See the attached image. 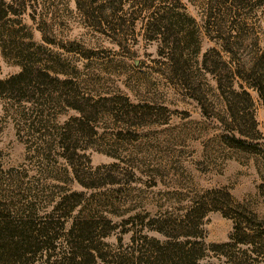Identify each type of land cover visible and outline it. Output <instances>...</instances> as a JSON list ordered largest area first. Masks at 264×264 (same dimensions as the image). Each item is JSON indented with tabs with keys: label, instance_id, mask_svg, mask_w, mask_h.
<instances>
[{
	"label": "rangeland",
	"instance_id": "1",
	"mask_svg": "<svg viewBox=\"0 0 264 264\" xmlns=\"http://www.w3.org/2000/svg\"><path fill=\"white\" fill-rule=\"evenodd\" d=\"M2 1L13 14L0 23V82L22 66L60 73L50 72L58 83L40 87L46 98L0 100L2 207L14 212L35 202L34 223L58 224L62 236L86 222L94 225L106 235L94 243L106 261L131 263L128 248L141 239L146 257L159 256L165 243L198 241L204 247L199 264H226L218 247L229 242L234 218L264 220L263 109L249 91L256 135L240 138L227 130L223 101L197 65L217 48L205 21L213 31L243 29L264 51V0L240 7L228 0H178L163 35L155 36L146 25L152 11L136 0H123L120 8L119 0ZM183 14L191 21H181ZM189 34L198 43L177 55L180 78L172 79L164 73L171 52L162 54L160 42L176 47ZM182 79L194 91L177 83ZM62 96L78 99L85 119L61 104ZM64 197L78 203L75 211L49 219ZM182 221L198 224V238L178 236L186 231ZM169 250L170 257L182 255ZM55 254L49 263L58 262Z\"/></svg>",
	"mask_w": 264,
	"mask_h": 264
},
{
	"label": "trees",
	"instance_id": "2",
	"mask_svg": "<svg viewBox=\"0 0 264 264\" xmlns=\"http://www.w3.org/2000/svg\"><path fill=\"white\" fill-rule=\"evenodd\" d=\"M136 1H139L138 5L143 10L152 11L151 17L147 18L146 23L150 36L163 35L161 33L162 26L170 20L167 18V15L173 11L171 9L174 6H177V8L180 6L178 0ZM209 1L212 3V0ZM228 1H231L233 7L234 5L240 7L243 3L249 2V0ZM122 2L123 0L118 1L119 8L123 5ZM12 12L13 9L6 6L0 0V23L13 14ZM158 12H161L163 15ZM179 17L181 21L183 19L191 21L184 14ZM86 19L89 20L87 16ZM91 20V24H93L96 18L91 16ZM206 23L207 21L204 22V26L206 25L204 29L208 40L217 48H212L202 55L201 61L197 65V70L201 74L204 73L210 76L216 91L223 101L226 120L221 124L240 138H247V134H250V132L256 135V124L251 111L252 100L249 91L257 95L262 105L264 129V51L260 48L257 38L249 43L248 39H246L248 37L245 35V31L241 28H232L228 32H224L217 27L218 30L213 31L214 28L209 27L210 25ZM150 38L152 39V37ZM196 38L194 34L183 37V39H186L185 43H181L183 45L175 43V46L180 48L173 47L174 45L168 41L160 42L162 54H165L164 51L171 52V55L165 54L169 56L166 60L170 64L164 70V73L167 72L172 79L174 77L180 78L177 69L179 65L177 59L179 56L177 55L181 54V51L190 48L189 45L194 41L198 43ZM50 72L58 73L47 68L32 69L22 66L21 71L17 75L0 82V100L25 101L29 100L28 94H31L33 97L46 98L47 90H41L40 87H47L51 82L58 83L57 80L50 77ZM62 83L65 82L62 81ZM177 83L188 90L195 89L187 84L186 79H182ZM59 99L61 104L78 112L81 117L80 119H85L83 117L85 110L81 109L79 101H77L78 99L72 98L75 103H70L64 96ZM194 100L199 103L198 99ZM26 102L31 103L30 101ZM55 104L58 105L56 102ZM71 122L73 123V121ZM74 122L78 123L75 119ZM79 124L82 125V122ZM62 133L66 134V130ZM62 137H60L59 146L65 150L64 143L66 139H61ZM234 140L239 146L247 145L243 140ZM76 176L75 180H78ZM78 184L81 185L79 181ZM34 203H27L24 209H16L14 212L6 210L0 203V264H36L42 258H45V264L46 262L47 264H54L49 262L56 255V251L61 256L55 264H100L97 263V255L95 254H98L99 257L97 258L98 260L100 259L99 262H102V264H174V261L178 262L177 264H199L203 261L200 250L204 251V247L198 241L193 243L186 241L182 245L180 243L178 245L165 243L162 244V249L160 248L159 256L146 257L142 251L141 239L138 242L135 239L132 240L128 248L132 254L131 263H127V260L124 258L106 261V255H100V250H97L94 244L95 241L98 243L99 239L106 237L101 232V229L98 230L94 225L86 222L80 226H75L76 228L74 227L66 235L62 236L60 235L61 227L57 226L58 224L34 223L33 219L37 213ZM77 204L71 198H60L59 202L51 209L49 213V217L51 218L49 219L53 220L55 218L58 221V219L67 217L75 211ZM181 224L182 228L186 231L178 235L179 237L185 239L198 238L197 223L194 225L192 222L182 221ZM158 233L166 238H170L166 233ZM185 245H190V248L186 249ZM171 246L180 249L179 253L182 255L175 254V258L173 256L170 257L169 247ZM218 248H221L222 251H219V254L223 258H226V264H264V220H259L252 214H249L248 217L238 214L234 218L232 235L229 238V242L220 245Z\"/></svg>",
	"mask_w": 264,
	"mask_h": 264
}]
</instances>
